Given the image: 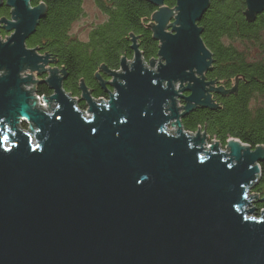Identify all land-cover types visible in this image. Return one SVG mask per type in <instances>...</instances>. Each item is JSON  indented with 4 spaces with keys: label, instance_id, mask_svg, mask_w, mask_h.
<instances>
[{
    "label": "water",
    "instance_id": "1",
    "mask_svg": "<svg viewBox=\"0 0 264 264\" xmlns=\"http://www.w3.org/2000/svg\"><path fill=\"white\" fill-rule=\"evenodd\" d=\"M147 1L157 7L150 25L157 56L145 64L132 36V58L96 73L104 99L83 82L79 97L65 92L63 69L47 67L50 55L26 46L43 4L0 0L9 9L0 17L7 34L0 38V120L16 133L0 148V264H264V210L247 217L254 201H264L250 192L264 146L228 138L220 150L213 138L208 148L204 130L181 129L183 115L213 107L219 89L205 78L211 54L197 25L209 0H175L172 8ZM245 5L248 20L264 10V0ZM37 81L51 94L36 95ZM77 100L87 106L80 115L99 116L97 134L74 119ZM192 153L204 155L205 166Z\"/></svg>",
    "mask_w": 264,
    "mask_h": 264
},
{
    "label": "trees",
    "instance_id": "2",
    "mask_svg": "<svg viewBox=\"0 0 264 264\" xmlns=\"http://www.w3.org/2000/svg\"><path fill=\"white\" fill-rule=\"evenodd\" d=\"M92 1L103 19L90 24L86 39L82 40L70 33V27L84 16L83 0H30L31 6L43 4V12L26 39V46L50 55L52 65L64 71L62 88L75 97L80 95V82L91 96H106L96 73L103 66L118 69L121 57L132 58V36L146 62L157 56L158 40L150 26L157 9L154 4L147 0ZM174 5L175 0L164 1L166 7ZM245 9V0L208 1L197 25L211 54L205 78L214 81L219 89L211 94L213 107L197 106L183 115L181 123L190 131L200 127L222 146L233 138L254 148L264 146V10L248 20ZM8 16L9 9L2 2L0 17ZM236 41L243 48L234 46ZM247 43L258 46L256 58L247 56ZM99 75L107 79L105 73ZM36 89L38 93H51L44 83H38ZM79 103L83 106L82 101ZM259 167L252 192L264 198V158ZM263 206V201L255 203L256 210Z\"/></svg>",
    "mask_w": 264,
    "mask_h": 264
},
{
    "label": "snow or ice",
    "instance_id": "3",
    "mask_svg": "<svg viewBox=\"0 0 264 264\" xmlns=\"http://www.w3.org/2000/svg\"><path fill=\"white\" fill-rule=\"evenodd\" d=\"M151 83L153 85H156L157 81L152 80ZM57 107H59V105H57ZM103 107H104V109L111 110L112 105H110L108 103H104ZM79 113H80V109L75 108L73 111L74 119H76L78 122H81L84 127L88 128L91 134H93V135L97 134L98 131L100 130L99 116L98 115H92L91 112H87L83 115H80ZM76 114H78V115H76ZM49 115H50V113H49ZM142 116L146 119L148 116L147 111H144L142 113ZM63 118H64L63 113H61L60 115H57L55 117L56 121H58V122H63ZM22 119H27V118L22 117ZM127 123H128L127 116L126 115L122 116V118L119 120V124L121 126H124V125H127ZM0 124H3V127L5 129L3 132H0V148H3L4 142H6L10 139V135H11V137H15L16 133L14 131H12L10 124L4 123L2 120H0ZM34 130L39 132L41 129L39 127H36ZM20 131L24 132L25 130L20 129ZM163 131H164L163 129L154 126V132H163ZM25 135H27V132H25ZM115 135L118 137L120 135V133L116 132ZM159 138L163 139V137H159ZM39 147H40V145L36 144L31 148V151L35 152L36 149ZM188 147L191 148L192 145L189 144ZM207 147L211 148L212 145H207ZM10 150H11L10 148L4 149V151H10ZM192 155H193V159L197 161L198 166H201V167L205 166V162H206L207 158L204 155H200L198 153H192ZM227 168L231 169L232 165L228 164ZM248 219H253V218L248 217Z\"/></svg>",
    "mask_w": 264,
    "mask_h": 264
},
{
    "label": "rangeland",
    "instance_id": "4",
    "mask_svg": "<svg viewBox=\"0 0 264 264\" xmlns=\"http://www.w3.org/2000/svg\"><path fill=\"white\" fill-rule=\"evenodd\" d=\"M82 8L84 11V16L82 18L78 19L77 21H75L74 23H72V25L70 27V33L75 35L79 39L84 40V39H86L90 24L95 23L97 21H101L103 19V16L99 12V10L96 8V6L94 5L92 0H83ZM3 34H5V32L1 33V31H0V35L3 36ZM233 43H234V46H236L238 48H243L240 41H236ZM246 46L248 48V52L246 54H247V56H249V59L256 58L258 50H259L257 48L258 46L255 47V46H252L248 43ZM261 57H263V55H261ZM145 64H147V63H145ZM108 78H110V77H108ZM214 86L217 87L215 84H214ZM254 104H255V106H257L259 103L256 102Z\"/></svg>",
    "mask_w": 264,
    "mask_h": 264
},
{
    "label": "built area",
    "instance_id": "5",
    "mask_svg": "<svg viewBox=\"0 0 264 264\" xmlns=\"http://www.w3.org/2000/svg\"><path fill=\"white\" fill-rule=\"evenodd\" d=\"M5 35H7L6 33H5ZM5 35H3V36H1L0 35V38H4L5 37ZM42 54V53H41ZM142 60L145 62V63H147L143 58H142ZM47 67H54V65H49V66H47ZM58 68V67H57ZM58 69H60V68H58ZM47 76V71H45L43 74H41L40 76L39 75H37L36 74V77L37 78H44V77H46ZM39 81H43V80H39ZM39 81H37L36 82V87H37V85H38V83H39ZM178 88V85L176 84L175 85V89H177ZM34 93L36 94V95H38V96H41L42 95V93H38L37 92V89L35 88V90H34ZM51 94V93H50ZM50 94H45V95H50ZM93 97V96H92ZM100 97H102V98H104V99H108V97H107V95L106 96H100ZM93 98H98V97H93ZM178 99V98H177ZM79 102L80 101H76V106L79 108V109H81V110H85L86 108H87V106H86V104H84V102H83V106H81L80 104H79ZM178 103L179 104H182V102L178 99ZM183 105V104H182ZM166 113H169L168 111L166 112ZM18 125L22 128V129H28V122L25 120V119H18ZM167 128H169L170 127V124H166L165 125ZM181 129L183 130V131H188V132H194V131H190V130H186V129H184L183 128V126L181 127ZM197 130V129H196ZM195 130V131H196ZM199 130L200 131H202V129L199 127ZM205 135H206V138H205V142H204V144L205 145H209V144H211L212 143V139L213 138H209V136L205 133ZM215 141H217L216 139H214ZM218 142V141H217ZM226 142H227V140H226ZM245 144V143H244ZM218 145H219V149L220 150H224V149H226L225 148V146H226V143H225V145H221L219 142H218ZM258 166H259V164H258ZM250 192L251 193H255V192H252V189L250 190ZM259 197V196H258ZM257 201H254L253 202V205H255V203H256ZM264 202V201H263ZM263 210H264V206L263 207H261ZM260 211V209H258V210H256V208L254 209V212H250V213H248L247 214V217H250V216H252V217H259L260 216V213H258Z\"/></svg>",
    "mask_w": 264,
    "mask_h": 264
},
{
    "label": "flooded vegetation",
    "instance_id": "6",
    "mask_svg": "<svg viewBox=\"0 0 264 264\" xmlns=\"http://www.w3.org/2000/svg\"><path fill=\"white\" fill-rule=\"evenodd\" d=\"M1 31V30H0ZM1 32H3V31H1ZM3 35H5V34H3ZM81 102V101H80ZM80 104V103H79Z\"/></svg>",
    "mask_w": 264,
    "mask_h": 264
},
{
    "label": "clouds",
    "instance_id": "7",
    "mask_svg": "<svg viewBox=\"0 0 264 264\" xmlns=\"http://www.w3.org/2000/svg\"><path fill=\"white\" fill-rule=\"evenodd\" d=\"M41 103H43V101L41 100Z\"/></svg>",
    "mask_w": 264,
    "mask_h": 264
}]
</instances>
